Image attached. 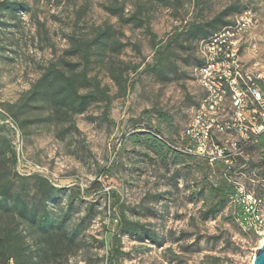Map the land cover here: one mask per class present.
<instances>
[{"label":"rangeland","instance_id":"obj_1","mask_svg":"<svg viewBox=\"0 0 264 264\" xmlns=\"http://www.w3.org/2000/svg\"><path fill=\"white\" fill-rule=\"evenodd\" d=\"M7 1L8 7L0 5V172L13 192L29 202L38 200L37 176L57 189L46 203L51 218L78 225L82 237L70 263L110 264L106 257L120 214L112 205L118 201L128 220L155 234L154 242L147 236L120 235L119 264H211L210 256L219 257V264H252L264 236L240 226L228 199L215 217L207 216L214 188L224 185V168L163 146L155 154L147 141L156 135L179 142L203 96L196 66L205 38H187L190 24L211 30V20L226 11L224 20L230 26L239 22L241 28L244 70L264 71V0H179L171 6L153 0ZM110 4L119 5L126 16L139 10L142 26L120 23L105 10ZM106 25L124 44L112 60L138 66L125 94L118 93L101 67L93 71L110 89L106 116L103 104H95L76 115L75 127L67 131V124L33 122V113L27 125L16 127L7 106L63 56L68 36H90ZM151 34L156 40L180 34L178 41H183L170 56L173 72L162 80L147 67L154 52ZM226 104L229 118L233 108L230 101ZM5 140L20 150L15 167L5 153ZM243 160L235 166L233 180L262 198L264 214L262 150L251 148ZM14 172L24 177L15 178Z\"/></svg>","mask_w":264,"mask_h":264},{"label":"trees","instance_id":"obj_2","mask_svg":"<svg viewBox=\"0 0 264 264\" xmlns=\"http://www.w3.org/2000/svg\"><path fill=\"white\" fill-rule=\"evenodd\" d=\"M153 1L166 6L179 2V0ZM7 2L3 0L1 7H8ZM105 10L117 17L118 21L124 25L133 24L139 27L143 24L139 10L129 16L124 14V9L119 5L110 4L105 7ZM225 12L213 18L208 24L211 30L219 29L216 32L200 24H190L184 35L187 38L200 35L205 38L203 42L208 41L212 36L231 25L229 21L224 20ZM179 36L180 34L171 35L166 39L156 40L155 35L151 34L154 52L151 63L147 67L161 80L173 72L170 56L175 52L176 47L183 46V41H178ZM123 46L124 44L116 37L109 25L97 27L90 36L83 37L74 34L68 36V48L63 56L58 61H51L31 87L23 92L14 104L7 106L8 117L14 121L16 127L21 129L27 125L28 114L33 113L35 118L33 122H45L48 126L67 124V131L75 127L74 117L85 113L92 105L103 104L105 107L103 115L106 116L111 103L110 89L93 71L96 67H101L106 77L117 87L118 93L125 94L128 87L132 85L130 74H135L138 66L112 60L114 56L120 54ZM202 63V59L198 60L196 67H200ZM184 144L186 140L182 138V132L177 143H169L156 135L147 141V147L155 154H158V150L163 146L175 155L199 158L176 150ZM251 148L261 149L264 155V132L257 137V144L248 147L245 155L235 160L228 174L231 180L224 177V185L214 188L216 198L207 210V216L215 217L219 209L224 206L226 199L231 204L230 198L234 193L233 183L235 182L232 176L233 171L236 165L248 157V151ZM5 149V153L9 154L11 165L15 167L17 164L16 151L9 140H5ZM3 154L4 151L0 159L3 158ZM214 165L222 166L221 164ZM14 173L15 178L24 177L17 172ZM4 176L0 172V264H71L70 260L75 258L82 237H80L78 225L70 226L60 220L62 224L51 218L46 203L57 189L45 178L37 176L36 192L38 195L36 193L35 195L38 196V200L29 202L19 192H13L12 185L3 180ZM10 182L13 183V181ZM77 193H80L79 189ZM253 195L259 202L260 209L262 198ZM108 196L110 197L111 193ZM119 203L116 201L112 205V208L116 207L120 210V214L116 218L117 225L116 232L112 236V247L107 252L106 259L110 261V264H119L118 257L122 254L119 245L120 235L127 233L136 235L139 239L147 236L148 239L153 238L152 241H155V236H151L155 234H150L151 232L145 230L139 222L126 218L123 204ZM234 207L237 210L239 222L241 212L239 208ZM15 219H18L20 224L15 223ZM208 258L212 261L211 264L220 262L219 257L210 256Z\"/></svg>","mask_w":264,"mask_h":264},{"label":"built area","instance_id":"obj_3","mask_svg":"<svg viewBox=\"0 0 264 264\" xmlns=\"http://www.w3.org/2000/svg\"><path fill=\"white\" fill-rule=\"evenodd\" d=\"M238 25L239 22L224 28L201 44L203 63L196 74L203 96L182 131L186 144L176 148L210 165L222 164L224 177L229 180L235 160L257 144V137L264 132V71L244 70L240 61L243 39ZM227 101L233 108L229 118L225 116ZM16 152L20 162V150ZM233 186L230 201L241 212V227L264 236V214L259 202L242 183L234 182Z\"/></svg>","mask_w":264,"mask_h":264},{"label":"water","instance_id":"obj_4","mask_svg":"<svg viewBox=\"0 0 264 264\" xmlns=\"http://www.w3.org/2000/svg\"><path fill=\"white\" fill-rule=\"evenodd\" d=\"M252 264H264V240L261 242L260 246L256 249Z\"/></svg>","mask_w":264,"mask_h":264}]
</instances>
